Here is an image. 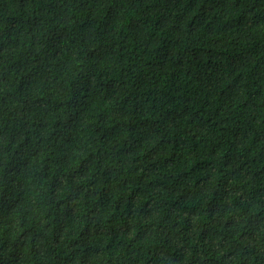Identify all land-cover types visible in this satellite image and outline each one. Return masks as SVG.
<instances>
[{"label":"trees","instance_id":"obj_1","mask_svg":"<svg viewBox=\"0 0 264 264\" xmlns=\"http://www.w3.org/2000/svg\"><path fill=\"white\" fill-rule=\"evenodd\" d=\"M0 264H264V0H0Z\"/></svg>","mask_w":264,"mask_h":264}]
</instances>
